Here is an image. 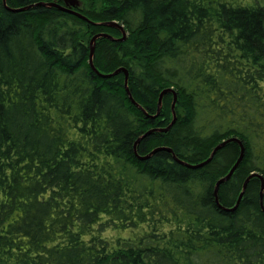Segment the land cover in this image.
<instances>
[{"label":"trees","instance_id":"trees-1","mask_svg":"<svg viewBox=\"0 0 264 264\" xmlns=\"http://www.w3.org/2000/svg\"><path fill=\"white\" fill-rule=\"evenodd\" d=\"M118 69L134 103L105 77ZM229 138L244 156L216 203L238 144L196 169L173 157L197 165ZM252 173L264 182L263 7L0 0V264H264L259 178L229 211Z\"/></svg>","mask_w":264,"mask_h":264},{"label":"water","instance_id":"water-1","mask_svg":"<svg viewBox=\"0 0 264 264\" xmlns=\"http://www.w3.org/2000/svg\"><path fill=\"white\" fill-rule=\"evenodd\" d=\"M2 2H3V4H5V0H2ZM69 2L72 3V0H69ZM73 2H74V1H73ZM44 5H46V6H57V5L54 4V3H51V4H44ZM26 9H27V7H23V8L16 9V10H14V9H9V10H10L11 12L16 13V12L24 11V10H26ZM63 10H64V11H67L65 8H63ZM73 13H74V12H73ZM75 14H76V16H78V17H80V18H82V19H84V20H87L85 17L81 16L80 14H78V13H75ZM102 25H103V26H109V27H112V28H115V29L119 30V32L121 33V39H119L118 41L122 42V41L125 40V38H126V33H125L124 29L122 28V26H119V25L116 24V23L102 24ZM99 37H105V38H107V36L97 35V36H94V37L92 38V40H91V48H90L89 64H90V67H91L92 69H93V65H92V56H93V51H94L93 43H94V41H95L97 38H99ZM120 73H122V74L124 75V88H125V91H126L128 97H129V100L131 101V103H134L133 99H132L131 96H130L129 91L127 90V77H128V74H127V72H126L125 70H123V69H118V70H116L115 72H113L111 75H108V76H105V77L115 76V75H118V74H120ZM166 94H172V96H173V100H172V104H171V112H172V117H173V118H172V121H171V123L169 124V126H168L166 129H164L163 131H167V130L171 127V125L174 123V121H175L174 105H175V101H176V95H175V93H174L171 89L163 90V91L159 94V96H158V101H157V113H156L155 116L158 115L159 110H160V107H161L162 97H163L164 95H166ZM149 133H150V132H147L144 136L148 135ZM144 136H143V137H144ZM228 143H236V144H238L240 151H239V156H238L236 162H235L234 165L231 167V169L228 171V173H227L225 176H223L222 178H220V179L216 182V184H215V187H214V197H215V201H216V203H218V202H217V193H218V188H219V186H220L221 184H223L224 182H226V181L229 180V178H230L231 175L234 173V171L237 169V167L239 166V164L241 163V161H242V159H243V156H244V148H243L241 142H240L239 140H237L236 138H229V139H227V140L222 141L221 143L217 144V145L213 148V150H212V152L210 153L209 157H208L205 161H203V162H201V163H199V164H197V165H188V164H186V163H183V162L177 160V158L173 157L175 161L179 162L180 164H183L184 166H186V167H188V168H192V169L200 168V167H202V166L208 164V163L211 161L212 157L215 155V153H216L217 151H219L221 148H223V147H224L226 144H228ZM160 150H164V149H163V148H157V149L151 151V152H150L149 154H147L146 156L139 157V159H140V160H146V159H148L149 157H151L154 153H156L157 151H160ZM165 150L168 151V152H170L169 149H165ZM252 177L259 178L260 181H261V185H260V193H259V199H260V206L262 207V197H263V191H264V182H263L262 177H261L259 174H257V173H252V174H250V175L245 179V181H244V183H243V185H242L241 192H240L239 195H238L237 201H236L235 205H234L231 209H229V211H234V210L237 208V206H238V204H239V202H240V200H241V198H242V196H243V194H244V192H245L246 185H247V183L249 182V180H250ZM262 210H264L263 207H262Z\"/></svg>","mask_w":264,"mask_h":264},{"label":"rangeland","instance_id":"rangeland-1","mask_svg":"<svg viewBox=\"0 0 264 264\" xmlns=\"http://www.w3.org/2000/svg\"><path fill=\"white\" fill-rule=\"evenodd\" d=\"M233 5H242V6H251V5H259L264 8V0H224ZM138 232H124V233H112L110 231L106 232L104 235L108 237H135Z\"/></svg>","mask_w":264,"mask_h":264}]
</instances>
